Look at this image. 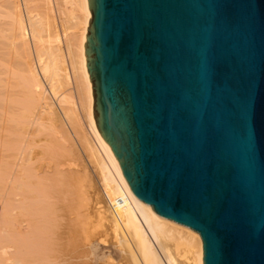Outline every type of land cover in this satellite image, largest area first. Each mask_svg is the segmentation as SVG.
<instances>
[{
	"label": "water",
	"instance_id": "obj_1",
	"mask_svg": "<svg viewBox=\"0 0 264 264\" xmlns=\"http://www.w3.org/2000/svg\"><path fill=\"white\" fill-rule=\"evenodd\" d=\"M94 118L203 264H264V0H88Z\"/></svg>",
	"mask_w": 264,
	"mask_h": 264
},
{
	"label": "bare ground",
	"instance_id": "obj_2",
	"mask_svg": "<svg viewBox=\"0 0 264 264\" xmlns=\"http://www.w3.org/2000/svg\"><path fill=\"white\" fill-rule=\"evenodd\" d=\"M18 2L0 0V162L17 240L8 239L3 264H203L200 235L134 196L97 129L85 53L88 0H76L79 38L55 30L51 0H24L27 22ZM71 81L91 139L78 129L74 142L52 101L66 100L59 91ZM63 116L80 126L74 108Z\"/></svg>",
	"mask_w": 264,
	"mask_h": 264
},
{
	"label": "rangeland",
	"instance_id": "obj_3",
	"mask_svg": "<svg viewBox=\"0 0 264 264\" xmlns=\"http://www.w3.org/2000/svg\"><path fill=\"white\" fill-rule=\"evenodd\" d=\"M18 1H19L18 2L19 7L21 8L20 11L22 13V16L24 20H26L27 22L28 16H26L27 11L24 5L25 3L23 2L24 0H18ZM51 6H53L52 7L53 16L55 17L54 20L56 22L55 30L58 32V34L61 36L63 33V30L66 28L68 29L67 33H70L71 35H77V37L79 38V36L82 34V26L79 23L80 22V10L77 8L76 0H51ZM29 43H30L29 46L31 47L30 51L32 53V58L35 60L36 58L35 50H34L33 41L31 39V34L29 35ZM70 84L71 86H68V87L66 86V89L62 88V90L59 91V94H62L61 97H64L66 99L64 102L60 103L58 100L57 102H55L56 100H53V99L52 101L55 103L58 116H60V119L64 121V124H66L65 126L68 129V132H70L69 134L71 135L72 140L75 139L74 142L77 141L76 140L77 138L76 130L78 129L84 132V134H87L86 136L91 139V136L89 135L90 131H89V128L87 126V122L84 116L85 113L81 106L79 92L76 88V84H74V81ZM64 108L66 109L74 108L76 110L78 120L80 122L79 123L80 126L78 127L80 128L73 126L71 122H68L69 120L68 121L66 120L67 121L66 122L65 119L62 118L64 117L63 116ZM82 157L84 156L82 155ZM83 160H85V157L83 158ZM4 170H5V164L4 162H0V264L4 263V259L6 257L5 255L6 248H8L7 251L10 252L11 250H9L10 249L9 246L12 245V242L17 243V240L15 239V237L11 238L12 236H15L14 233H12L13 235L11 234L12 229L11 228H10L11 230L8 229L10 224L8 225L9 214H8L7 207L5 204L6 203L5 202V180L6 179H5ZM8 239H10V241L12 242L9 241L8 243ZM101 253H100V257H102L101 255H105L104 252H101ZM117 256H119V254H117ZM95 257H97L96 254H94L92 258H94L96 261L99 260V258H95Z\"/></svg>",
	"mask_w": 264,
	"mask_h": 264
}]
</instances>
